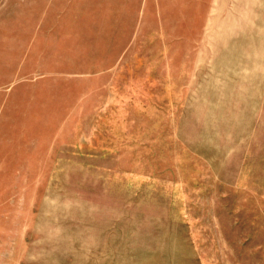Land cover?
Segmentation results:
<instances>
[{"label":"rangeland","instance_id":"obj_1","mask_svg":"<svg viewBox=\"0 0 264 264\" xmlns=\"http://www.w3.org/2000/svg\"><path fill=\"white\" fill-rule=\"evenodd\" d=\"M0 264H264V0H0Z\"/></svg>","mask_w":264,"mask_h":264}]
</instances>
